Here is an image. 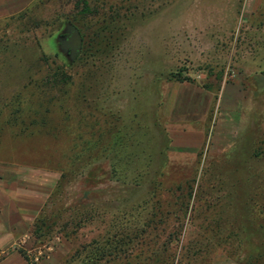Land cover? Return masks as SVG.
Here are the masks:
<instances>
[{
  "label": "rangeland",
  "instance_id": "374dc122",
  "mask_svg": "<svg viewBox=\"0 0 264 264\" xmlns=\"http://www.w3.org/2000/svg\"><path fill=\"white\" fill-rule=\"evenodd\" d=\"M79 3L0 20V187L29 192L35 219L14 249L264 264V0H111L84 18ZM68 19L91 27L74 62Z\"/></svg>",
  "mask_w": 264,
  "mask_h": 264
},
{
  "label": "crops",
  "instance_id": "0c3cea01",
  "mask_svg": "<svg viewBox=\"0 0 264 264\" xmlns=\"http://www.w3.org/2000/svg\"><path fill=\"white\" fill-rule=\"evenodd\" d=\"M35 1L0 0V20L23 12ZM30 197L29 192L0 187V264H30L14 249L28 235L35 220L29 213Z\"/></svg>",
  "mask_w": 264,
  "mask_h": 264
},
{
  "label": "trees",
  "instance_id": "16d2710c",
  "mask_svg": "<svg viewBox=\"0 0 264 264\" xmlns=\"http://www.w3.org/2000/svg\"><path fill=\"white\" fill-rule=\"evenodd\" d=\"M79 1H80V3H79V5L77 7L82 10V16L81 17L84 18V16L86 14H88L89 16L93 15L94 13L99 14V12L101 10V6L100 5L103 4V6H104V4L106 2L111 1V0H79ZM68 20H69L70 23H72L73 25H75L80 30L83 38H84V32L91 29V27L89 26V24H85V21H83V19L82 20L80 19L79 22H77V20L76 21L75 20H71V19H68ZM105 25L108 26V21L107 20L104 21V22H97V24H95V26L98 28V30L95 31V37L102 38V39L104 38V33L107 30L106 27H103ZM176 75H177V77H180L181 79H183L182 78L183 76L181 75V73L176 74ZM178 81H180V80H178ZM158 203H160V201H158ZM160 210H161V207H160L159 211ZM262 212L264 214V205L262 207ZM162 216H163V214H162ZM156 217H158V216L156 214H154L153 215V218H156ZM51 231H52L51 223L48 222L46 219L40 218L35 223V233H34V235L37 238H43V237L46 236L47 232L48 233H51ZM19 252L23 255V257L30 264H33L30 261L29 257L27 256V254L25 252H23V251H19ZM163 263H165V262H163ZM155 264H157V263H155ZM165 264H168V261Z\"/></svg>",
  "mask_w": 264,
  "mask_h": 264
},
{
  "label": "water",
  "instance_id": "95a60500",
  "mask_svg": "<svg viewBox=\"0 0 264 264\" xmlns=\"http://www.w3.org/2000/svg\"><path fill=\"white\" fill-rule=\"evenodd\" d=\"M66 36L59 39L61 51L69 55V58L74 62L83 50V36L80 30L75 25H67L65 30Z\"/></svg>",
  "mask_w": 264,
  "mask_h": 264
}]
</instances>
